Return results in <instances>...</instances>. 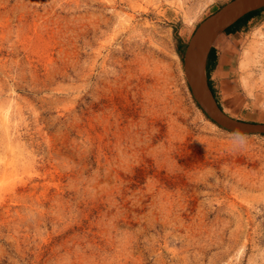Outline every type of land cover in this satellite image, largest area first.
Listing matches in <instances>:
<instances>
[{
  "label": "rangeland",
  "instance_id": "obj_1",
  "mask_svg": "<svg viewBox=\"0 0 264 264\" xmlns=\"http://www.w3.org/2000/svg\"><path fill=\"white\" fill-rule=\"evenodd\" d=\"M229 1L0 0V264H264V135L183 70ZM214 58L221 110L264 123V9Z\"/></svg>",
  "mask_w": 264,
  "mask_h": 264
},
{
  "label": "water",
  "instance_id": "obj_2",
  "mask_svg": "<svg viewBox=\"0 0 264 264\" xmlns=\"http://www.w3.org/2000/svg\"><path fill=\"white\" fill-rule=\"evenodd\" d=\"M249 1H254L256 4L255 6L248 8L245 10L236 20H234L231 24H233L235 21H237L239 18H241L243 15L247 14L248 12L257 10L259 8L264 7V0H231L221 6L219 9H217L213 14L208 16L195 30L194 34L192 35L186 50H185V56L184 61L187 55V52L190 50V48L193 46L194 42L197 40L198 34L200 32L201 28H204V38H205V45L203 48H201L197 54L193 57V66H192V72L189 77H187L191 93L197 102L198 106L202 109V111L205 113V115L213 121L217 126L233 132L238 133L242 135H264V123H258V122H240L232 119L228 115H226L218 106V103L216 102L215 98L211 94V90L208 86L207 76L205 73L206 83L207 87L209 89V96L211 99V102L213 103V108H211L209 105H207L197 94V81L199 79L198 70L200 65L204 66V70L206 68V60L208 56V52L210 50V45L213 39L216 37L217 34H219L221 31H223L225 28L220 29L219 25L221 23L223 15L229 11L234 6L246 3Z\"/></svg>",
  "mask_w": 264,
  "mask_h": 264
},
{
  "label": "bare ground",
  "instance_id": "obj_3",
  "mask_svg": "<svg viewBox=\"0 0 264 264\" xmlns=\"http://www.w3.org/2000/svg\"><path fill=\"white\" fill-rule=\"evenodd\" d=\"M254 1H249L246 3H241L233 8H231L229 11H227L221 20V23L219 25V28H225L229 24H231L234 20H236L245 10L248 8H251L255 6ZM204 28L200 29V32L198 34L197 40L194 42L193 46L190 48V50L187 52L183 70L185 74V78L189 77L192 72V66H193V57L197 54V52L204 47L205 45V38H204ZM199 79L197 81V94L198 96L211 108H213V103L211 102L210 96H209V89L207 87L206 78H205V70L204 66L200 65L199 70Z\"/></svg>",
  "mask_w": 264,
  "mask_h": 264
},
{
  "label": "crops",
  "instance_id": "obj_4",
  "mask_svg": "<svg viewBox=\"0 0 264 264\" xmlns=\"http://www.w3.org/2000/svg\"><path fill=\"white\" fill-rule=\"evenodd\" d=\"M256 14L257 13H253V14H251L249 16H246V17H245V15H247V14L243 15L239 19H242L243 17H245V18H243L244 19V20H242L243 22L240 23L238 26H235L234 28H231V30H226L225 31V29H224L223 31H221L219 34L216 35V37L211 42L210 50L208 52V56H207V60H206V68H205L206 75L211 73V67L214 64V59H215L214 57L217 54V49L222 48L223 46L227 47L228 44H230V41L232 40V38L238 32L242 31L245 26L250 25L254 21V19L256 17ZM225 53H227L229 55H225L224 52H223L221 57H220V59L218 60V62L221 61V60L225 61V64L223 66H221V69H225L229 65H231V59H232V54L231 53H232V51L228 50V51H225ZM211 56H212L213 59L209 62ZM230 72L231 71L229 69L228 73H230Z\"/></svg>",
  "mask_w": 264,
  "mask_h": 264
},
{
  "label": "trees",
  "instance_id": "obj_5",
  "mask_svg": "<svg viewBox=\"0 0 264 264\" xmlns=\"http://www.w3.org/2000/svg\"><path fill=\"white\" fill-rule=\"evenodd\" d=\"M262 9H264V7H263V8H259V9L254 10V11H251V12H248L247 15H245V17H246V16H249V15H251V14H253V13H257L259 10H262ZM245 17H243V18H245ZM243 18H242V19H239V20H237V21H235L232 25H230L229 27L225 28V31H226V30H231V28H234L235 26H238L240 23L243 22V21H242V20H244ZM212 59H213V58H212ZM212 59H211V60H212ZM206 76H207L208 86H209L210 90H212V89H211V82H210V80H209V75L207 74ZM218 106H219V104H218ZM219 107H220V106H219ZM220 109H221V107H220Z\"/></svg>",
  "mask_w": 264,
  "mask_h": 264
}]
</instances>
